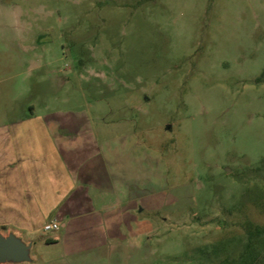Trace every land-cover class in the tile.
<instances>
[{
    "label": "rangeland",
    "instance_id": "rangeland-1",
    "mask_svg": "<svg viewBox=\"0 0 264 264\" xmlns=\"http://www.w3.org/2000/svg\"><path fill=\"white\" fill-rule=\"evenodd\" d=\"M263 74L264 0H0V126L83 112L161 157L117 239L38 264H264Z\"/></svg>",
    "mask_w": 264,
    "mask_h": 264
},
{
    "label": "crops",
    "instance_id": "crops-1",
    "mask_svg": "<svg viewBox=\"0 0 264 264\" xmlns=\"http://www.w3.org/2000/svg\"><path fill=\"white\" fill-rule=\"evenodd\" d=\"M44 111L0 126V228L39 240L56 222L66 239H117V203L137 197L160 155L131 123Z\"/></svg>",
    "mask_w": 264,
    "mask_h": 264
},
{
    "label": "water",
    "instance_id": "water-1",
    "mask_svg": "<svg viewBox=\"0 0 264 264\" xmlns=\"http://www.w3.org/2000/svg\"><path fill=\"white\" fill-rule=\"evenodd\" d=\"M38 242L12 228H0V264H38L34 253Z\"/></svg>",
    "mask_w": 264,
    "mask_h": 264
},
{
    "label": "built area",
    "instance_id": "built-area-1",
    "mask_svg": "<svg viewBox=\"0 0 264 264\" xmlns=\"http://www.w3.org/2000/svg\"><path fill=\"white\" fill-rule=\"evenodd\" d=\"M60 229L59 223L53 222L49 223L44 226V231L46 233H51V232H57Z\"/></svg>",
    "mask_w": 264,
    "mask_h": 264
},
{
    "label": "trees",
    "instance_id": "trees-1",
    "mask_svg": "<svg viewBox=\"0 0 264 264\" xmlns=\"http://www.w3.org/2000/svg\"><path fill=\"white\" fill-rule=\"evenodd\" d=\"M262 78H264V74H263V77H262ZM261 80H262V79H259L258 82H260ZM255 235H257V236L264 235V228H255ZM46 243H47V244H52L53 241L50 240V239H47V240H46ZM252 264H253V263H252Z\"/></svg>",
    "mask_w": 264,
    "mask_h": 264
}]
</instances>
